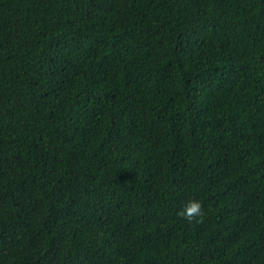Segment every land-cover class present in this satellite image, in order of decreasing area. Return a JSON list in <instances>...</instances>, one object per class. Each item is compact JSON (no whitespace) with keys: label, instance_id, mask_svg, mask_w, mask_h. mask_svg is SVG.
<instances>
[{"label":"trees","instance_id":"obj_1","mask_svg":"<svg viewBox=\"0 0 264 264\" xmlns=\"http://www.w3.org/2000/svg\"><path fill=\"white\" fill-rule=\"evenodd\" d=\"M0 264H264V0H0Z\"/></svg>","mask_w":264,"mask_h":264},{"label":"clouds","instance_id":"obj_2","mask_svg":"<svg viewBox=\"0 0 264 264\" xmlns=\"http://www.w3.org/2000/svg\"><path fill=\"white\" fill-rule=\"evenodd\" d=\"M177 215L187 219L189 222H203L204 210L202 202L197 199H189L184 203Z\"/></svg>","mask_w":264,"mask_h":264}]
</instances>
